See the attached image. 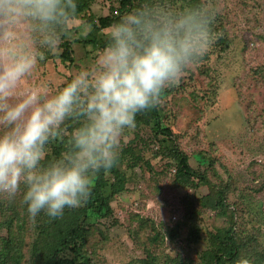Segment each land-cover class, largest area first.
I'll list each match as a JSON object with an SVG mask.
<instances>
[{
  "label": "rangeland",
  "instance_id": "374dc122",
  "mask_svg": "<svg viewBox=\"0 0 264 264\" xmlns=\"http://www.w3.org/2000/svg\"><path fill=\"white\" fill-rule=\"evenodd\" d=\"M118 1L94 0L86 13L104 16ZM200 2L170 0L176 8ZM204 2L215 10L213 29L222 35L179 84L163 92L161 126L174 133L158 135L163 148L146 125L125 132L122 147L136 144L141 166L117 163L126 175V188L111 198L115 220L100 223L103 236L98 235L102 239L96 252L86 247L87 253L95 254L96 264H152V259L164 264L177 257L200 264L209 234L231 222L232 234L246 252L239 260L246 263L251 257L253 264H264V0ZM78 16L66 38L73 40V61L63 63L54 52H44L27 86L43 85L52 93L93 65L102 47L74 39L89 35L103 43L109 27L97 29L85 16ZM176 147L206 182L198 183L200 177L192 173L182 186L175 184L169 152ZM222 188L227 189L226 211L219 203ZM157 193L169 221L167 231L176 222L180 225L177 236L167 232L172 247L162 231ZM35 223L28 219L27 243L36 234ZM154 229L158 239L150 241Z\"/></svg>",
  "mask_w": 264,
  "mask_h": 264
},
{
  "label": "clouds",
  "instance_id": "9594fccd",
  "mask_svg": "<svg viewBox=\"0 0 264 264\" xmlns=\"http://www.w3.org/2000/svg\"><path fill=\"white\" fill-rule=\"evenodd\" d=\"M77 16L76 0H0V200L19 198L33 223L41 212L55 219L86 204L97 175L118 163L137 113L157 107L222 35L204 0L180 8L141 0L109 26L93 65L52 93L27 86ZM53 142L64 150L48 159Z\"/></svg>",
  "mask_w": 264,
  "mask_h": 264
},
{
  "label": "trees",
  "instance_id": "16d2710c",
  "mask_svg": "<svg viewBox=\"0 0 264 264\" xmlns=\"http://www.w3.org/2000/svg\"><path fill=\"white\" fill-rule=\"evenodd\" d=\"M76 2L78 15L85 16L97 29L109 27L119 21L123 14L139 6L135 0H119L116 7H110L109 13L95 17L90 12L86 13V11L90 10L94 0H76ZM88 36L74 40L83 44L91 43L93 47L97 46L98 48L105 46L106 40L103 43H98L95 37ZM72 42L73 40L71 39H64L59 46L58 52H54L53 55L57 56L63 63L72 62L74 59ZM161 118L159 105L136 115V126H148L153 135L159 140L160 150L163 148L164 141L160 140L158 135L171 137L174 134L169 127L161 126ZM137 148L136 144L122 147L118 162L129 163L128 166L131 167L136 164L137 167L141 166V163H139L141 157L138 158ZM177 149L176 147V149H173L174 152H169L172 153L173 160L168 158L174 167L175 184L182 186L184 178L192 173L200 177L198 183L206 182L205 175H201L190 168L187 158ZM63 150V144L53 142L48 148V159H56ZM161 152L163 153L164 150ZM147 165H149L148 162ZM119 169L116 164L110 170H102L97 175L94 180L91 197L83 206L65 208L63 215L55 219L48 217L43 212L42 214L40 213L41 215H38L35 220L34 229L36 234L29 243L26 241L25 234L29 219L26 207L20 202L19 198L13 202L0 200V229L2 231V233L0 231V264H96L94 261L95 254L93 253L98 248V245L95 246L96 243L100 244L103 236L99 225L105 219L115 220L112 213L111 198L126 188V175ZM108 173H111L113 177H108ZM191 184L195 185L194 183ZM226 194L227 189L225 188L222 190V198L219 202L220 207H223L225 211L227 208L225 203ZM130 216L133 215L130 213ZM142 222L145 221L142 220ZM179 228V222H176L174 226L168 229V235L177 236ZM234 228L235 225L233 227V222H231L229 227L222 228L219 233L209 234L208 247L200 252V264H253L251 257L247 258L246 263L239 260H244L246 252L243 251L242 245L233 236L232 231ZM2 229H4V232ZM154 230L156 231V229ZM158 233L156 231L152 236L148 237V240L157 241ZM98 235L102 236L98 237ZM27 244H29V247L25 249ZM87 245L88 248L91 247L93 249L92 254L91 252L87 253ZM26 251L28 252L27 254ZM255 261L256 263L258 262L257 260ZM168 262L166 261L164 264H192L191 261H186L181 257H177L175 260L169 258ZM152 264H157L154 259H152Z\"/></svg>",
  "mask_w": 264,
  "mask_h": 264
}]
</instances>
